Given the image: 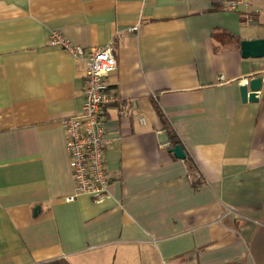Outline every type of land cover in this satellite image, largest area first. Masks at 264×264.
<instances>
[{
    "label": "crops",
    "instance_id": "crops-1",
    "mask_svg": "<svg viewBox=\"0 0 264 264\" xmlns=\"http://www.w3.org/2000/svg\"><path fill=\"white\" fill-rule=\"evenodd\" d=\"M226 1L0 0V264H264V58L241 52L264 39V0L251 22ZM53 32L116 47L99 199L65 202L86 66Z\"/></svg>",
    "mask_w": 264,
    "mask_h": 264
},
{
    "label": "built area",
    "instance_id": "built-area-1",
    "mask_svg": "<svg viewBox=\"0 0 264 264\" xmlns=\"http://www.w3.org/2000/svg\"><path fill=\"white\" fill-rule=\"evenodd\" d=\"M248 22L261 11L252 8L251 0H228L224 9L228 12L241 13ZM140 26L130 29L138 33ZM49 44L60 48L85 64L83 105L81 111L64 120L66 149L76 183L75 193L65 198L70 203L81 195H90L97 199L109 192L110 175L106 167L105 152L109 141L105 138L104 110L116 104L118 98L111 92L106 78L117 69V54L114 43L105 48L85 50L73 45L59 32H53ZM220 81H225L221 76Z\"/></svg>",
    "mask_w": 264,
    "mask_h": 264
},
{
    "label": "water",
    "instance_id": "water-1",
    "mask_svg": "<svg viewBox=\"0 0 264 264\" xmlns=\"http://www.w3.org/2000/svg\"><path fill=\"white\" fill-rule=\"evenodd\" d=\"M241 52L244 59H262L264 58V39L245 40L241 43ZM262 78L252 79L249 85L241 86V96L244 102H257L258 92L261 90ZM171 152L178 159L187 158L186 151L181 146L174 147Z\"/></svg>",
    "mask_w": 264,
    "mask_h": 264
},
{
    "label": "trees",
    "instance_id": "trees-1",
    "mask_svg": "<svg viewBox=\"0 0 264 264\" xmlns=\"http://www.w3.org/2000/svg\"><path fill=\"white\" fill-rule=\"evenodd\" d=\"M169 133L171 135V144H172V148L176 147V146H180V142L177 140V138L175 137V135L173 134V132L171 130H169ZM186 162L188 163L189 169L192 172L195 167L194 164L191 160V158H186ZM47 264H68L65 261H56V262H51V263H47Z\"/></svg>",
    "mask_w": 264,
    "mask_h": 264
}]
</instances>
